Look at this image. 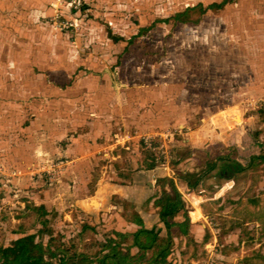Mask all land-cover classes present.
Instances as JSON below:
<instances>
[{"label": "rangeland", "instance_id": "rangeland-1", "mask_svg": "<svg viewBox=\"0 0 264 264\" xmlns=\"http://www.w3.org/2000/svg\"><path fill=\"white\" fill-rule=\"evenodd\" d=\"M220 1L0 0V213L12 226L34 204L15 197L11 182L62 179L81 164L78 148L89 149L100 127L115 141L136 139L137 155L146 152L140 136L169 131L172 149L178 131L221 112L231 124L253 120L245 125L251 133L256 122L264 128V0L205 9ZM186 11L185 22L174 19ZM94 175L96 182L108 177ZM250 180L231 213L243 227L223 234L220 220L210 221L213 249L199 248L185 264H264V167ZM77 213L54 221L66 240L84 221H97ZM95 222L102 241L108 223ZM3 230L6 244L19 236ZM244 236L251 239L223 253Z\"/></svg>", "mask_w": 264, "mask_h": 264}, {"label": "crops", "instance_id": "crops-1", "mask_svg": "<svg viewBox=\"0 0 264 264\" xmlns=\"http://www.w3.org/2000/svg\"><path fill=\"white\" fill-rule=\"evenodd\" d=\"M221 115L224 116V112H221ZM222 116H216L211 122L203 120L204 123L200 127L187 131L180 130L175 134L169 174H165L171 181V185L165 186L166 196L175 200L176 193H179L183 204V209L174 216L173 221L183 222L187 215L188 233L197 243H201L206 232L210 231V221L218 220L220 217L234 218L231 213L241 203L238 200L250 185L251 173H257L264 167V159H256L264 156L263 126L258 127L260 124L256 122L257 128L251 133L245 129V125L253 120L244 121L241 116L237 124H231ZM107 134V131H102L100 127L91 139L92 145H88L89 149L81 144L82 150L81 148L77 150L80 155L77 161H81V164L69 168L62 175L63 178L55 183L42 185L30 182L25 177L12 181L11 187L17 193L15 197L21 198L26 195L29 199L24 202L43 205L47 211L57 213L56 218H60L62 222L74 218L76 213L80 212L85 216L90 215L93 220L107 221L110 230L104 233L115 231L131 234L141 226L147 229L156 227L158 240L166 238L168 232L159 218V208L154 205L156 197L149 199L156 190L160 192L157 196L162 194L157 179L163 177L158 175L159 172H163L155 165L147 163L148 152L137 155L140 149L138 144L134 143L136 139L125 138L126 140L115 141L111 134ZM82 139L89 137L84 136L80 138ZM127 153L131 154L130 159ZM219 158H226L232 162L226 165L227 173L234 174L230 179L220 177L218 174ZM96 173L106 174L108 177L93 181L92 176L93 174L96 176ZM1 184L2 188H5L3 183ZM86 199L89 202L95 201L97 207L87 208ZM228 199L236 203L231 204ZM20 202L18 200L15 203ZM80 206L82 208L77 211V207ZM133 210L138 215L131 219ZM84 222L94 226L96 230L95 221ZM78 231L79 229L76 233ZM176 233L178 236V228H170L169 234L176 236ZM97 236L96 230V238ZM179 237L186 240L184 235ZM179 240L177 237L173 239L171 252L166 258L169 264L186 263L180 258L184 243H179ZM136 252V248L131 249L132 254ZM190 262L193 263V260Z\"/></svg>", "mask_w": 264, "mask_h": 264}, {"label": "trees", "instance_id": "trees-1", "mask_svg": "<svg viewBox=\"0 0 264 264\" xmlns=\"http://www.w3.org/2000/svg\"><path fill=\"white\" fill-rule=\"evenodd\" d=\"M233 0H221L218 3H211L205 7L207 10H219L225 4ZM203 10L200 11L202 13ZM188 11L174 15L176 21L182 20ZM146 161L154 164V153H146ZM255 159V158H253ZM256 159H264V156ZM218 174L220 177L230 179L234 174L227 173L226 165L232 163L229 159H218ZM240 167V166H239ZM241 169V167H240ZM159 172V171H158ZM163 177L157 179L160 191L156 190L155 194L149 199H154V205L159 208V218L163 222L168 236L158 240V230L156 227L150 229L141 226L134 233L122 234L112 231L103 234V241L96 238L95 227L84 224L80 227L76 236L66 240L63 233L55 229L54 221L57 213L49 212L43 205L26 204L22 210L16 214V219H23L15 226L11 224V218L7 212L0 213V264H169L166 258L171 252L170 248L173 239L177 237L179 243H184V250L180 252L181 261H190L198 257L196 255L199 248L203 247L204 242L211 238L210 232H206L202 242H194L187 230V215L183 222H174V216L183 209L182 200L179 193H176L175 200L166 196L165 186L171 185L170 179L165 174L158 173ZM164 192V193H163ZM231 204L236 203L232 199H228ZM138 215L134 210L131 213V219ZM223 234H229L233 228H241L243 225L239 220L234 218L220 217ZM26 221V222H25ZM139 225L140 220H138ZM10 228L11 234L19 235L17 238L8 240L4 243L5 230ZM172 227L178 228V236L169 234ZM32 230L34 232H32ZM47 237V241H38V236ZM180 235H184L186 240H182ZM239 238V237H238ZM249 236L241 237L238 244L224 246L222 248L224 254H231L232 251L238 250V246L243 240H249ZM136 248L137 252L132 254L131 249Z\"/></svg>", "mask_w": 264, "mask_h": 264}, {"label": "built area", "instance_id": "built-area-1", "mask_svg": "<svg viewBox=\"0 0 264 264\" xmlns=\"http://www.w3.org/2000/svg\"><path fill=\"white\" fill-rule=\"evenodd\" d=\"M253 103L255 104L256 102ZM253 103L250 105H253ZM172 135L171 132L165 131L158 134L142 135L139 137L143 150L154 153V164H156L158 169L160 168L165 174H169L170 162L172 160L171 148L169 147ZM48 175L49 178H53L52 173H49ZM204 246L208 252L211 251L209 250V247L213 249V246L209 242ZM209 255H212L211 252Z\"/></svg>", "mask_w": 264, "mask_h": 264}, {"label": "bare ground", "instance_id": "bare-ground-1", "mask_svg": "<svg viewBox=\"0 0 264 264\" xmlns=\"http://www.w3.org/2000/svg\"><path fill=\"white\" fill-rule=\"evenodd\" d=\"M94 204V203H93ZM95 205V204H94ZM194 218H195V215H194Z\"/></svg>", "mask_w": 264, "mask_h": 264}]
</instances>
